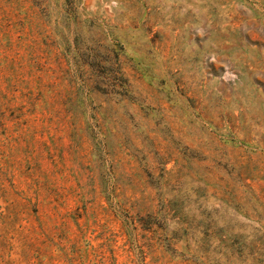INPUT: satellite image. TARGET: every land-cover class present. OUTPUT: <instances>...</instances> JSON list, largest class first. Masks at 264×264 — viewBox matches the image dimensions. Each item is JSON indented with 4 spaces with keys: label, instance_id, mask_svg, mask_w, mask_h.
<instances>
[{
    "label": "rangeland",
    "instance_id": "rangeland-1",
    "mask_svg": "<svg viewBox=\"0 0 264 264\" xmlns=\"http://www.w3.org/2000/svg\"><path fill=\"white\" fill-rule=\"evenodd\" d=\"M0 264H264V0H0Z\"/></svg>",
    "mask_w": 264,
    "mask_h": 264
}]
</instances>
